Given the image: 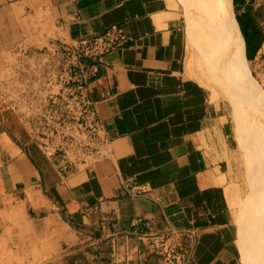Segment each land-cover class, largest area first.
<instances>
[{
    "label": "crops",
    "instance_id": "crops-1",
    "mask_svg": "<svg viewBox=\"0 0 264 264\" xmlns=\"http://www.w3.org/2000/svg\"><path fill=\"white\" fill-rule=\"evenodd\" d=\"M184 1L0 0V69L18 47L75 44L111 26L127 39L88 81L110 157L73 168L0 132V249L10 264L66 254L80 264L84 249L89 264L93 247L108 250V264H246L231 202L230 107L201 68ZM229 7L250 69L264 56V0ZM172 229L196 232L176 259L162 257Z\"/></svg>",
    "mask_w": 264,
    "mask_h": 264
},
{
    "label": "rangeland",
    "instance_id": "rangeland-1",
    "mask_svg": "<svg viewBox=\"0 0 264 264\" xmlns=\"http://www.w3.org/2000/svg\"><path fill=\"white\" fill-rule=\"evenodd\" d=\"M201 1L205 4L200 7L198 0H185L184 4L188 25L198 42L200 55L197 58L201 68L205 75L207 70L208 82L212 81L222 87L230 107L234 138L232 178L239 186L231 202L238 227V240L246 264H264V97L258 93L264 92V56L251 64L248 69L250 76L246 72L242 74L249 80L241 79L244 76L231 68L228 42L222 49V59L218 61L214 29L205 19L209 0ZM56 64L57 58L39 49L29 50L23 55L9 54L0 69V132H7L10 140L15 143L27 142L38 158L44 157L42 151L37 149L35 152L33 149L41 145L46 122L35 116L45 96L43 83L46 77L53 74L51 69ZM29 213L32 216L36 214L32 209H29ZM168 239L171 254L161 256L176 259L186 249L187 236L169 232ZM93 248L89 264H99L101 258L108 257V250L102 252ZM85 252V249L82 250L74 259L79 260L80 264H86ZM72 257L66 254L62 262L52 261L47 264H66ZM0 264H10V249H0Z\"/></svg>",
    "mask_w": 264,
    "mask_h": 264
},
{
    "label": "built area",
    "instance_id": "built-area-1",
    "mask_svg": "<svg viewBox=\"0 0 264 264\" xmlns=\"http://www.w3.org/2000/svg\"><path fill=\"white\" fill-rule=\"evenodd\" d=\"M126 41L123 30L111 26L75 44L60 42L44 49L49 56L57 58L56 66L51 69L53 74L43 83L45 96L35 116L46 122L41 137V148L46 155L58 157L73 168L89 160L110 157L108 139L100 133V119L89 95L88 81L99 71L102 57L121 49ZM28 51L18 47L12 54L23 55ZM170 232L187 236L185 251L195 242L193 229ZM148 235L156 239L161 233L152 230Z\"/></svg>",
    "mask_w": 264,
    "mask_h": 264
},
{
    "label": "bare ground",
    "instance_id": "bare-ground-1",
    "mask_svg": "<svg viewBox=\"0 0 264 264\" xmlns=\"http://www.w3.org/2000/svg\"><path fill=\"white\" fill-rule=\"evenodd\" d=\"M208 5V12L206 11L205 19L210 22L212 29H214L213 38L215 42L214 44L217 45V60L220 61V59H222V49H224L226 42H228L230 45V63L232 61L231 68L233 67V71L237 74L242 75L245 74L244 72H246V74L250 76L248 72L247 60L245 57L244 40L239 33L238 26L236 25L233 14L229 9V1L219 0L217 4L216 1L209 0ZM242 78L247 79L245 76L241 77V79ZM251 89L253 90V88ZM258 93L264 97L263 91H258Z\"/></svg>",
    "mask_w": 264,
    "mask_h": 264
},
{
    "label": "trees",
    "instance_id": "trees-1",
    "mask_svg": "<svg viewBox=\"0 0 264 264\" xmlns=\"http://www.w3.org/2000/svg\"><path fill=\"white\" fill-rule=\"evenodd\" d=\"M248 60V59H247ZM248 63H249V60H248ZM250 65V64H249ZM35 161V160H34ZM106 251V249L104 250ZM99 264H108V257H104V258H101L99 261H98Z\"/></svg>",
    "mask_w": 264,
    "mask_h": 264
}]
</instances>
